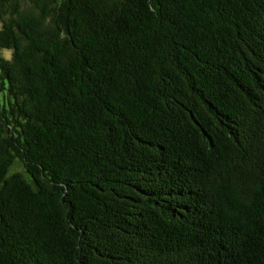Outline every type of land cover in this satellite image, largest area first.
I'll list each match as a JSON object with an SVG mask.
<instances>
[{
	"label": "trees",
	"instance_id": "obj_1",
	"mask_svg": "<svg viewBox=\"0 0 264 264\" xmlns=\"http://www.w3.org/2000/svg\"><path fill=\"white\" fill-rule=\"evenodd\" d=\"M0 264H264V0H0Z\"/></svg>",
	"mask_w": 264,
	"mask_h": 264
},
{
	"label": "rangeland",
	"instance_id": "obj_2",
	"mask_svg": "<svg viewBox=\"0 0 264 264\" xmlns=\"http://www.w3.org/2000/svg\"><path fill=\"white\" fill-rule=\"evenodd\" d=\"M2 54H3V56H4L5 58H9V57H10V53H8V52H5V51H4Z\"/></svg>",
	"mask_w": 264,
	"mask_h": 264
}]
</instances>
